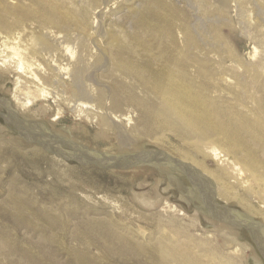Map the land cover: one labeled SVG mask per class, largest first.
Listing matches in <instances>:
<instances>
[{
    "label": "bare ground",
    "instance_id": "1",
    "mask_svg": "<svg viewBox=\"0 0 264 264\" xmlns=\"http://www.w3.org/2000/svg\"><path fill=\"white\" fill-rule=\"evenodd\" d=\"M130 1L132 0H128V3L131 6ZM110 3L112 0L103 1L102 8L95 14V24H103L102 17ZM141 6L140 11L143 10ZM153 6L151 5L150 11L148 8L151 16L149 19L153 20L148 21L143 13L137 20L131 15L133 27L130 31H123L120 27L109 35L106 49L108 53L105 52L106 57L101 59L105 63L93 72H89L86 60L91 56L90 49L93 46L97 48L96 42L100 35L89 30L84 21L86 15L83 14V17L81 9H65L57 4L33 10L20 6L12 8L14 13L11 19L7 18L10 13H7L5 8L1 9L0 77L14 79L13 102L17 106L16 109L10 106L6 108L11 112L7 115V123L19 124L15 117L17 114V117L22 119L21 112L32 116L30 108L35 106V102L47 101L54 94L58 98L66 96L68 101H72L69 109L76 117L88 120L91 115H95L94 119H100L102 128H113L117 131L118 150L123 154L117 156L135 157L143 152L142 140L152 139L167 155L185 165V172L182 174L187 176L190 182L192 180L196 188L193 186L195 189H189L179 184L178 190L183 198L195 201L198 200L197 193L204 192L208 197L216 196V200L222 201L225 207L232 201H237L249 216L243 214L240 215L241 218L238 215L233 218L229 215V219L232 218L237 223L250 221L254 231L262 234L261 238L264 239V33L259 32L261 26H257L259 29L252 33L251 21L241 22L248 39L256 43L254 51L249 53L251 62L242 61L229 49L224 51L222 56L213 55L210 58L202 52L187 25L179 26V23H175L177 20H171V15H161L155 12ZM171 6H168V9ZM135 9L136 7L132 6L131 11ZM204 27L202 23L201 29ZM104 30V34H107L108 29ZM101 31L99 28V32ZM95 56L99 61L100 55ZM99 70L115 83L112 91L108 88L102 89L95 96L92 85L97 83L96 74ZM123 104L131 105L129 107L141 117L140 124H136L129 114L118 116ZM41 108L42 111H48L47 106ZM61 114L58 112L53 121L56 122ZM33 118L35 119L34 116ZM168 133L185 146L183 152L175 151L165 144ZM7 135L6 130L1 127L0 142L25 146L17 138L5 140ZM41 148L39 145H33L29 149L35 152L38 159H49L57 166L69 168L65 160L47 155L48 152L46 154ZM194 153L197 158L193 157ZM211 161L216 166L215 170H210L207 166ZM139 168L141 167L126 170L131 172L134 169L131 172L134 174L146 171ZM170 178L176 182L178 180L176 177ZM147 194L135 193L136 202L143 208L156 209L157 214L169 215L178 220L187 219L193 228L202 223L200 213L189 215L177 204L166 200L161 205L164 197L158 189L154 190L152 197ZM208 202L210 204L212 200L209 199ZM212 208L213 206L210 210ZM196 209L201 210L198 206ZM14 210H18V215L13 212L8 216L9 221L14 222L15 219L14 227L26 225L28 230H38L34 222L26 220L20 214L18 203L14 205ZM254 217H260L261 222H255ZM114 222L113 225L108 222H105L107 226L102 224L100 230L105 231V234L101 231L94 233L92 229V238L100 240L110 256L116 253H112V250L121 251L123 254L120 258L126 262L131 260L133 264H242V260L246 261V253L249 252L255 257L253 264H260V260L254 255L252 243L244 242L241 238L237 229L241 227L235 228L224 223L210 227L211 232L207 235L220 239L221 245L228 250L225 257H220L209 250V243L204 242L206 248L201 246L202 244H196V247H199L193 248L192 237L190 240L181 238L183 242L177 243L166 238L162 229L157 230L160 232L159 236L155 233L141 242L136 233H131L129 238L130 231L127 232L129 235L117 232L120 229L113 227ZM83 227L85 230L78 229L72 236L73 241H81L83 233L91 234L90 226ZM98 232L101 234L97 235ZM16 241L6 239V243L0 242V254L8 258L7 264H97L94 257H87L78 252L76 254L75 251L74 254L70 253L69 262L56 258L53 253L48 254L50 248L47 243H58L55 237L33 236L28 244L25 243L26 240L22 244L23 241L19 242V238ZM233 247L234 249H230ZM195 249H199L202 254L195 252ZM212 250L215 251V248ZM1 255L3 260L4 256ZM105 255H102V259H107ZM4 259L6 260L5 257Z\"/></svg>",
    "mask_w": 264,
    "mask_h": 264
},
{
    "label": "rangeland",
    "instance_id": "2",
    "mask_svg": "<svg viewBox=\"0 0 264 264\" xmlns=\"http://www.w3.org/2000/svg\"><path fill=\"white\" fill-rule=\"evenodd\" d=\"M103 1L104 0H0V10H4L5 8L7 13H10L7 15V18L11 19L10 17L14 13L13 9L20 6L33 10V8L41 9L50 4H57L65 9H81L82 15H86L85 17L83 15V17L89 30L94 34L97 32L100 35L96 42L97 48L93 46L90 49L91 56L86 60L89 72H93L96 68L99 69L104 65L105 61L101 59L105 56V52L108 53L106 49L109 44V35L118 31L120 27L123 31H130V28L133 27L131 21L133 18L135 20L139 19L142 13L148 20L151 17L149 16L150 12H148V8L150 11L151 5H154V9H156L155 12L159 14L163 13V15H171V20L174 19V22L177 20L175 23H179V26L187 25L202 52L208 54L210 58L213 57V55L222 56L224 55V51L229 49V51H234L233 53L242 61L251 62L249 53L254 51L256 43H252L248 39L245 30H243L241 26V22L249 20L253 24L252 33H256V30L259 29H257V26H261L259 32L261 31L260 33H264V0H132L130 1L132 4L131 6L128 0H112V3H110L109 8L107 11L105 10L106 12L102 17L103 24H95V14L102 8ZM140 5H142L140 7L141 10L143 9L142 11L139 9ZM132 6L133 8L136 7L133 11H131ZM168 6H171L169 7L170 9H168ZM165 8L168 10L166 11ZM131 15H134L132 16L133 18ZM150 20H153V18L148 21ZM209 22L212 23L210 24ZM202 23L205 27L201 29ZM99 28L102 30L101 32H99ZM104 28L108 29L107 34H104ZM258 52H260V49H258ZM95 54L100 55L99 61H97ZM96 81L97 83L92 85L95 89V96L102 89L108 88L110 91L114 89L115 82L108 79L107 74L103 73L101 70L96 74ZM14 88L13 78L0 77V128L3 127L8 134L5 140H9L8 138H17L25 144V146L21 145L20 147V145H14V143L8 145L5 142H0V148L1 146L3 147L0 149V242L6 243V239L10 241L15 240V242H17L16 239L19 238V242L22 240L23 242L21 243L24 244L26 240L25 243L28 244L30 243L29 239H32L33 236H47V238L55 237L58 243H47V246L50 248L48 254L53 253L55 257H59L60 260H68L69 262L71 254H74L73 251H75L76 254L78 252L87 257H94L97 264H122V262L123 264H133L131 260L129 262L122 260L120 255L123 253L119 250H112V253L116 251L117 255L116 253L112 256L108 255L103 243H100V240H97V238H92L94 236L93 234L97 231H101L105 234V231L100 230L102 229V224L108 222L113 225L115 221L113 227L120 229L119 231L117 230V232L128 234L127 232L130 231V235L128 234L129 238L131 233H136L138 235L137 238H139L141 242L155 233V235L159 236L160 232L157 230L162 229L166 238L174 242H183L182 240H190L192 237L191 241L194 245L193 248L196 247V244H202L201 246L206 248L204 242L209 243L207 244L209 250L215 252L214 254L220 257H225L228 250H225L226 248L221 245V242H219L220 239L207 235L211 232L210 227L220 226L222 223L215 222L216 220L213 218L215 214L213 210H210L211 206H209V209L202 212L196 209L197 206L200 207L202 205L200 202L202 198L201 200L199 197L198 200H190L192 203L183 198L178 190L180 188L178 185L183 184L185 188L189 189L195 186L190 183L187 176L182 173H177L169 167H164L161 171L153 167H141L139 168L140 170L146 171L134 174L131 173L134 169L131 170V172L130 170L114 171V169L106 170L95 166L83 167L76 163L65 161L69 164V168H66L51 163L52 161L49 159H38L35 152L29 149L36 144L25 142L16 134V128L6 123L8 115V110L6 108L8 106L13 109L17 108L15 102H13ZM55 95L56 94L47 101L35 102V106L30 108L31 113H33L32 116L21 112L20 117L23 120L44 123L48 125L55 135L69 139L77 145H84L100 152L104 151L102 153L112 156H123L118 150V136L115 129L111 128L108 130L102 128V125L100 126V119H94L95 115H91L88 120L76 117L69 109L72 101H68L66 96L58 98ZM42 106H47L48 111H42ZM129 106L126 104L121 105V112L118 113V116L129 114L136 124H140L141 117ZM58 112L62 114L55 122L53 120L55 116H58ZM72 129H74V131ZM72 131L74 133H72ZM142 141V151L165 152V150L155 144L152 139L146 138ZM164 142L169 148L175 151H184L185 146L170 133L167 134ZM44 152L47 154V151L44 150ZM47 155L56 156L49 152ZM193 155L194 158H197L195 153ZM212 163L214 162L211 161V163H207V166L210 170H215L216 166ZM140 170H137V172H140ZM171 176L176 177L178 179L177 182L174 179L171 180ZM155 189H158V192L164 197L162 198L161 205L166 200L172 204H177L179 208L181 207L184 209L189 215L200 213L199 215L202 219V223L193 228L192 223L187 219L178 220L176 218H171L169 215H165V217L157 214L155 211L156 209H145L136 202L135 193H148L147 195L152 197ZM212 193L213 191L211 190L210 195H212ZM197 194V196L201 195L200 192ZM85 196H87V198ZM204 198L210 199L208 196ZM208 200L207 202L203 200V202H206V205H204L206 207L209 205ZM216 202L220 204L219 206H225V204L218 199ZM16 203H18V209H21L19 210V212L21 211L20 214H22L26 220L34 222L38 230H28L26 225L16 228L14 227L16 225H14L15 219L14 222L8 220L9 215L18 211L14 210V205H16ZM229 204L230 205H226V207L230 210L229 215L231 217L234 218L236 215L240 217V215L243 214L249 216L237 201L234 200ZM218 209L222 210L220 207ZM211 212L213 214H211ZM72 214L73 216L71 217ZM204 214L208 218H206ZM109 219H111V221ZM254 219L255 222H261L260 217H254ZM88 220L91 223H88ZM81 221H84L82 222L83 224ZM83 225L90 226L91 234L88 235L83 233L81 235V241H73L72 236L75 235L78 229H84ZM74 227L75 229H73ZM92 229L94 233H92ZM237 229L244 242L252 243L254 255L258 257L260 264H264V259L255 248L248 232L242 228ZM73 230L75 231L73 232ZM101 232H98L97 235H100ZM184 237L186 239H183ZM194 238L198 240L195 241ZM88 240L90 243H88ZM198 245L197 247H199ZM220 247L221 250H219ZM212 248H215V251H213ZM230 249H234V247ZM195 252L202 254L199 249H195ZM103 254L107 255H105L107 259H102ZM246 255L248 257L246 256V261L242 260V264H253L255 257L249 252H247ZM3 256L2 254L1 257ZM4 257L3 260L0 258V262L2 264H7L8 258L6 256Z\"/></svg>",
    "mask_w": 264,
    "mask_h": 264
},
{
    "label": "water",
    "instance_id": "3",
    "mask_svg": "<svg viewBox=\"0 0 264 264\" xmlns=\"http://www.w3.org/2000/svg\"><path fill=\"white\" fill-rule=\"evenodd\" d=\"M9 113L11 112L8 111V114ZM15 118L16 122L19 124L13 126L16 128L15 130L17 131V134L25 142L39 145L45 151L54 154L57 157L70 163H76L83 167L95 166L106 170H126L136 167H153L157 170H161L162 167H169L173 171L181 173L185 172V165L180 164L163 151H143L135 157L128 156V158L112 156L100 151L91 150L86 146L77 145L71 142L69 139L57 136L50 130L48 125L44 123L24 121L23 119L17 117V114ZM190 183H192V180ZM200 194L201 197H206V195H204V192L203 194L202 192H200ZM212 196H210L212 202L208 206H213L212 210L215 214L213 218L216 221H219L226 225L241 227L246 232H248L251 241L255 245V248L264 259V239L261 238L262 234H258L257 232H255L252 228L251 222L248 220L238 221L237 223V221L234 222V220H232L231 218L229 219L228 216L230 210L225 206L220 207L216 202V196ZM208 199H202V201H200L202 203V205L200 206L201 212L207 210V208H205L206 206L204 205H206ZM203 200H206V202H203ZM215 206L217 208L220 207L222 210L217 209Z\"/></svg>",
    "mask_w": 264,
    "mask_h": 264
}]
</instances>
